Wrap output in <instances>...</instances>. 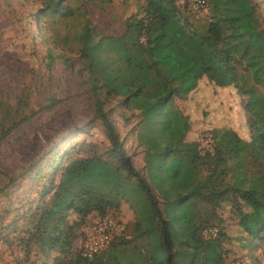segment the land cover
<instances>
[{"label":"trees","instance_id":"16d2710c","mask_svg":"<svg viewBox=\"0 0 264 264\" xmlns=\"http://www.w3.org/2000/svg\"><path fill=\"white\" fill-rule=\"evenodd\" d=\"M84 1L115 2L80 0L72 9L64 7L63 0H43L31 18L47 43H76L74 52L87 74L95 116L109 146L99 155L68 159L58 183L45 187L44 193L53 188L50 207L66 213L88 189L108 187L114 198L135 208L132 240L138 242L114 237L92 260L82 257L80 249H65L59 238L46 246V207L34 227L38 255L33 264H43L52 253L57 255L51 264H229L233 239L240 241L245 256L251 257L254 247L264 252V14L259 4L207 0V20L194 26L187 16L192 14L177 0H135L140 12L123 21L119 34L101 33L84 18L73 37L66 34L53 42L44 16L72 19L84 10ZM51 54L49 49V59ZM202 79L219 88H235L243 100L249 141L226 127L210 131L209 149L186 141L189 119L175 101L187 98ZM113 101L124 111H139L145 174L133 166L109 118L111 109L106 107ZM30 117L1 127L0 144ZM14 182L10 177L6 187ZM226 202L239 227L234 238L217 214ZM100 212L104 214V208ZM86 215L74 226L86 227ZM255 263L260 264L257 259Z\"/></svg>","mask_w":264,"mask_h":264},{"label":"rangeland","instance_id":"374dc122","mask_svg":"<svg viewBox=\"0 0 264 264\" xmlns=\"http://www.w3.org/2000/svg\"><path fill=\"white\" fill-rule=\"evenodd\" d=\"M79 1L63 0L62 3L75 9ZM255 1L264 14V0ZM42 3L43 0H0V128L14 119L31 115L0 144V189H4L0 192V264L36 261L38 244L34 238L38 232L34 227L46 207L49 214L44 227L42 224L46 246L59 238L65 249L79 250V234L86 227L74 225L83 213L87 214V225L110 218L117 224L115 237L138 242L132 240L137 221L135 208L127 201L114 198L108 187L98 185L88 189L76 200V208L66 213L50 207L53 188L44 193L45 187L58 183L68 159L99 155L106 151L109 141L101 120L95 116L88 77L75 53L76 43L60 42L56 46L47 43L46 36L40 34L38 22L31 18ZM82 5L84 16L82 12L68 20L44 16L46 34L53 42L66 34L78 33L84 18L101 33L117 35L122 31L123 21L140 12L135 0L115 1L113 5L84 1ZM187 16L194 26H202L207 20V11L199 18L189 13ZM49 49L52 50L50 59ZM175 105L189 119L186 141H197L205 150L211 147L210 131L217 128H231L242 139H251L243 100L233 86L222 89L202 79L187 98L177 99ZM106 109H111L109 118L133 166L145 174V148L138 141L139 111H124L114 101ZM35 163L34 169L28 172V167ZM10 177L15 182L6 187ZM217 214L228 234L232 238L238 236L239 227L230 203H222ZM239 245L240 241L233 239L228 246L229 264H256L255 259L264 264L261 246L252 248L250 257L245 256L247 252ZM56 255L52 253L43 264H51Z\"/></svg>","mask_w":264,"mask_h":264},{"label":"built area","instance_id":"2783aa9c","mask_svg":"<svg viewBox=\"0 0 264 264\" xmlns=\"http://www.w3.org/2000/svg\"><path fill=\"white\" fill-rule=\"evenodd\" d=\"M121 1V0H115ZM179 7L187 9L195 18L207 11V0H177ZM117 224L110 218H104L86 226L80 239L82 257L92 260L105 250L117 233Z\"/></svg>","mask_w":264,"mask_h":264},{"label":"crops","instance_id":"0c3cea01","mask_svg":"<svg viewBox=\"0 0 264 264\" xmlns=\"http://www.w3.org/2000/svg\"><path fill=\"white\" fill-rule=\"evenodd\" d=\"M230 87V86H229ZM227 88V87H226ZM222 89H225V88H222Z\"/></svg>","mask_w":264,"mask_h":264}]
</instances>
